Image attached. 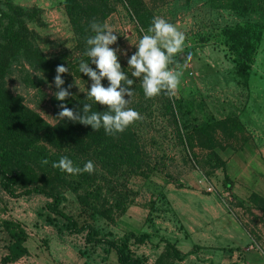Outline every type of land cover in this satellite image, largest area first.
Wrapping results in <instances>:
<instances>
[{
	"label": "rangeland",
	"instance_id": "1",
	"mask_svg": "<svg viewBox=\"0 0 264 264\" xmlns=\"http://www.w3.org/2000/svg\"><path fill=\"white\" fill-rule=\"evenodd\" d=\"M0 1H11L22 4L21 6L31 2ZM140 2L143 7L138 13L128 10L123 3L112 2V11L104 23L109 24L118 33L117 43L113 47L119 46L130 55L135 51V47L130 44L137 42L142 30L147 31L154 16H162L185 33L183 55L176 54L173 63L169 65L174 70L179 66L178 70L182 75L174 94H167L166 98L161 95L145 98L142 90L136 88L140 86L139 82L136 81L132 85L133 94L128 107L134 108L142 117L134 122L132 127L141 147L142 162L152 169L146 173L123 170L107 174L99 171L96 182L100 185L105 204L111 206L115 199H126L127 208L122 215L114 212V223L95 216L90 225L94 234L126 241L128 251L133 255L139 253V258L145 264L151 256L150 252L157 255L160 249H165L172 253L174 240L178 235H185L179 213L188 206L198 204L201 196L206 194L205 179L212 178L216 184H220L221 169L211 157L209 144L215 143L218 147L227 138L239 139L244 136L237 115L242 103L239 104L236 100L248 93L253 83L257 85L259 80L264 83V0ZM61 6L59 3L58 9L49 7L46 17L42 18L40 13L27 26L35 34L36 41L46 57L69 52L72 54L71 63H74L76 60L80 61L81 57L75 50L76 37ZM244 23L255 25V30L261 34V38L253 63L245 73H240L236 66V50L222 30ZM126 59V56L120 57L122 67L126 65ZM255 59L258 62L261 59L263 61V65L257 70L256 67L253 69ZM17 71L14 70L7 77V89L20 96L24 105L37 112L46 122L54 124L56 115L51 103L54 93L52 84L44 81L37 86L25 84ZM71 73L81 87L89 86L90 82L84 81L74 72ZM73 76L66 73L68 84L73 83ZM72 90L80 93L75 86ZM167 102L175 107V120L167 109ZM203 127L206 131L202 130ZM64 197L59 208L82 223L85 216H78L76 194L67 191ZM47 201L49 200L46 197L36 193L13 198L0 189V214L10 219L24 214L30 232L44 223L51 224L58 235L67 238L73 252L82 258L97 257L96 252L105 254L106 245L86 242V230L76 234L64 229L63 220L49 214L45 209ZM214 205L219 210L218 206L221 204L218 200ZM225 212L232 217L226 210ZM48 218L53 219V224ZM234 220L243 228L248 238L244 226H248V223H244V218H241V221ZM237 223L234 222V225H238ZM230 226L229 222L222 224L225 231ZM252 233L263 246L256 231ZM133 236L141 242L135 243ZM44 246L47 247V244L44 243Z\"/></svg>",
	"mask_w": 264,
	"mask_h": 264
},
{
	"label": "trees",
	"instance_id": "2",
	"mask_svg": "<svg viewBox=\"0 0 264 264\" xmlns=\"http://www.w3.org/2000/svg\"><path fill=\"white\" fill-rule=\"evenodd\" d=\"M113 1L125 4L128 10L136 13L143 7L140 0L61 1L67 21L76 37L75 50L80 53L81 59L87 60L83 55L86 48L85 40L88 36L94 35L90 30V23L92 21L104 23L112 11ZM40 13L41 10L35 6L24 7L11 1H0V189L13 198L30 193L43 195L49 200L45 203V209L49 214L63 220L64 229L76 234L86 230V242L104 244L106 251L114 250L120 264H143L141 258L133 257L128 251L126 241L112 240L94 234L90 225L95 216L114 223V212L122 215L127 208L126 199H115L111 206L105 204L100 193V185L96 182L99 171L107 174L123 170L146 173L152 169L142 162L141 147L132 125L122 133L106 135L103 129L93 131L90 126L74 123L67 118L60 119L61 102L55 100L54 96L51 103L56 122L49 124L37 112L25 106L20 96L12 94L6 87L7 77L16 69L25 84L37 86L43 81L52 84L57 65L68 67L76 76L88 81L86 76L77 71L79 61L71 63V53L64 52L50 58L43 54L35 34L27 26ZM224 32L236 50L237 71L245 73L253 63L261 34L251 23L225 27L222 30V33ZM65 76L66 73L62 74L64 87H67ZM52 86L55 92L54 84ZM136 88L142 90L140 86ZM70 91L74 98L70 96L63 102L67 107L75 110L82 107L83 103H90L84 99L83 93H76L72 88ZM160 95L166 98L167 92L162 91ZM167 109L175 120V107L167 102ZM92 110H103V106L93 105ZM202 130L206 131V128L203 127ZM209 147L211 157L218 163L221 171H224V163L214 151L215 143L209 144ZM60 156H68L74 165L80 167L85 161L92 160L95 170L92 174L63 173L52 167V163L58 161ZM44 160L48 163H42ZM220 181V187L228 188L225 176ZM67 191L76 194L78 216H85L82 223L59 208ZM258 203H261V200L255 194H251L245 203L238 202L247 209L258 207ZM47 220L49 222L51 220L53 224V219ZM1 227L8 235L9 242L5 247L6 253L0 258V264H11L27 256L28 234L23 224L17 220L4 219L1 220ZM133 238L135 243L141 242L136 236ZM171 251L172 253H169L165 250V254H161L156 264H160L165 257L176 260L182 258L174 247Z\"/></svg>",
	"mask_w": 264,
	"mask_h": 264
},
{
	"label": "crops",
	"instance_id": "3",
	"mask_svg": "<svg viewBox=\"0 0 264 264\" xmlns=\"http://www.w3.org/2000/svg\"><path fill=\"white\" fill-rule=\"evenodd\" d=\"M59 3L60 0H44V2L31 0L30 3L23 5L38 7L41 10V17L44 18L49 7L58 9ZM262 65V59L260 62L255 59L253 69L255 70L256 67L257 70ZM251 86L248 93L246 92L238 100L234 99L239 104L242 103L237 115L243 128V138H227L218 147L215 146L214 151L224 163V171L220 173L222 178L224 176L227 178L228 188L235 199L245 203L251 194H255L261 200L258 207L247 210V213L252 214L251 224L257 229L260 225L258 223L262 222L264 226V83L259 80L257 85L253 83ZM203 195L198 204L188 206L185 212L179 213L185 235H178L173 247L182 258L163 259L160 264H264V239H262L264 236L259 238L263 244V246L259 244L263 249L261 252L250 249L249 239L239 223L227 215L222 206H218L219 210H217L214 205L217 197ZM5 217L0 214L1 220L10 219ZM26 219L21 213L20 217L17 216L13 220L21 222L28 234L26 246L29 254L11 264H120L114 250H107L101 255L96 252L97 257L93 256L92 259L82 258L73 252L67 238L58 235L51 224L44 223L30 232ZM1 220L0 258L6 253L5 247L9 242L8 235L1 227ZM224 222L231 223L226 231L222 227ZM234 222L238 225H234ZM162 250L160 249L157 255L150 252L151 256L145 264H156L165 249ZM138 254L136 252L133 257H139Z\"/></svg>",
	"mask_w": 264,
	"mask_h": 264
},
{
	"label": "clouds",
	"instance_id": "4",
	"mask_svg": "<svg viewBox=\"0 0 264 264\" xmlns=\"http://www.w3.org/2000/svg\"><path fill=\"white\" fill-rule=\"evenodd\" d=\"M89 27L94 35L85 40L83 55L87 60L81 59L77 64V71L88 78L89 86L81 87L68 67L57 65L55 68L52 84L56 89L53 96L61 102L59 118L90 126L93 131L103 129L106 135L122 133L142 118L138 111L128 107L134 82H139L145 98L158 96L162 91L174 94L182 73L178 70L179 66L174 70L169 65L173 63L176 54L183 55L185 33L164 17L154 16L147 31L142 30L137 42L130 44L135 47V51L129 55L119 46L113 47L117 43L118 33L109 24L92 21ZM121 56L127 57L124 67L120 61ZM64 73L73 76V83L67 87H64L65 81L62 78ZM73 86L84 94V99L90 101L75 110L63 103L70 96L74 98L70 91ZM93 105L103 106V110L94 111ZM52 167L69 175L92 174L95 170L92 160L85 161L80 167L74 165L68 156H60L58 161L52 163Z\"/></svg>",
	"mask_w": 264,
	"mask_h": 264
},
{
	"label": "built area",
	"instance_id": "5",
	"mask_svg": "<svg viewBox=\"0 0 264 264\" xmlns=\"http://www.w3.org/2000/svg\"><path fill=\"white\" fill-rule=\"evenodd\" d=\"M204 191L206 192V194L216 196L217 200L219 201L221 206L234 219L241 221V218H244V223H248V226L244 225L245 229L248 233V238H249L248 247L252 250H256V251L261 252L263 249L261 248V246L257 242V237L255 234L252 233V230L256 231V233L259 236H262L263 235L262 229L264 227L262 222L258 223V225L259 224L260 225L256 229L255 226H253L250 222V220L252 219V214L247 213L248 209L238 204V201L235 199V197L233 196V194L229 188L220 187L219 184H216L214 179H212V178L205 179Z\"/></svg>",
	"mask_w": 264,
	"mask_h": 264
}]
</instances>
